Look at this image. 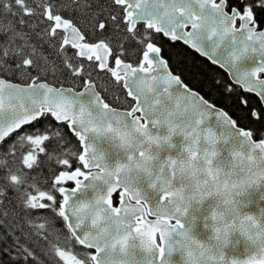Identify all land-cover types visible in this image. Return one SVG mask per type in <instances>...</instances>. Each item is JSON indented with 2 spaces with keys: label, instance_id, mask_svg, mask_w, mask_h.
<instances>
[{
  "label": "snow or ice",
  "instance_id": "snow-or-ice-1",
  "mask_svg": "<svg viewBox=\"0 0 264 264\" xmlns=\"http://www.w3.org/2000/svg\"><path fill=\"white\" fill-rule=\"evenodd\" d=\"M260 13L264 0H0V264H44L38 252L49 264H172L175 252L183 264H264V211L240 207L264 186ZM164 40L226 68L260 107L241 95L234 117L193 91ZM101 73L127 108L101 94ZM165 146L176 154L162 158ZM206 203L213 235L200 239ZM234 233L244 259L225 253Z\"/></svg>",
  "mask_w": 264,
  "mask_h": 264
},
{
  "label": "trees",
  "instance_id": "trees-1",
  "mask_svg": "<svg viewBox=\"0 0 264 264\" xmlns=\"http://www.w3.org/2000/svg\"><path fill=\"white\" fill-rule=\"evenodd\" d=\"M258 19H264V13H260L258 15ZM164 51L163 55L169 59V65L174 74H179L182 80L189 85L191 89L198 91L201 95H204L205 98L210 99L211 102H215L218 106L222 107L225 110H228L230 114H233L235 117L236 109L238 105V97L244 95L246 97H250L249 94L243 93L237 87H233L235 91L231 94L224 92V85H231L230 82L226 79L224 74H219V72L211 67L209 64L205 63L201 60L196 54L192 53L182 44L170 43L164 40ZM125 59L129 60L133 64H136L138 60V55H126ZM59 79L56 81H51L55 83L57 86H61V81L63 82V86L68 87L72 86L73 82L70 78H68L64 74H58ZM94 78L96 77V72L93 73ZM9 81L15 83H23V81L17 80L15 77L7 76L5 77ZM105 87H107V92L103 91V89H99L101 94L105 97V99L113 104L114 107L117 108H125L128 105L125 104V92L123 89L119 88L113 80H111L110 76L107 74H100V80ZM219 82V83H217ZM114 94H119L120 100L116 101ZM128 99V98H127ZM250 99V98H249ZM129 100V99H128ZM251 106L259 108V104L257 101L250 100ZM243 126L246 129L250 128H258L260 125L255 122L244 121ZM30 127V126H26ZM23 131V129L21 130ZM64 133L69 137V140L72 144H76L75 138L69 132L68 128L65 126L63 129ZM17 134L13 133L12 136L7 138L6 143L10 142L15 138ZM2 147V145L0 146ZM44 171L43 175L47 176L48 171L47 168L42 166ZM75 167V162H74ZM41 177L37 176V182L39 183ZM66 186H71L67 184ZM43 188H47V185H41ZM59 226V224L57 225ZM42 243V242H41ZM63 243V241H61ZM74 251H84L83 247L80 245H75ZM91 251V250H88ZM38 255L41 256V259L44 260V264H49V261L38 252Z\"/></svg>",
  "mask_w": 264,
  "mask_h": 264
},
{
  "label": "water",
  "instance_id": "water-1",
  "mask_svg": "<svg viewBox=\"0 0 264 264\" xmlns=\"http://www.w3.org/2000/svg\"><path fill=\"white\" fill-rule=\"evenodd\" d=\"M193 50H195V49H193ZM254 63L255 62L252 60L245 61L246 66L249 68L254 66ZM222 69L228 74L230 81L233 84H235V81L231 77L228 70L226 68H222ZM13 83H15V82H13ZM129 99H131V98H129ZM212 119H214V118H212ZM69 132H70V130H69ZM161 134H166V130H162ZM181 140H182V137H174L173 142L176 143L177 145H179ZM106 146H107L106 143H102V147H106ZM170 151L172 152V154L175 155L177 150H170L167 146H165L164 151L162 153V158L166 157ZM109 160H110V162L114 161L115 160V154L110 155ZM70 183L74 186L73 182H70ZM89 195H91V192H89ZM262 195H264V186H260L258 188L250 189L248 193H246L244 196H242L240 198L242 201V203L240 205L241 211L244 213H247V214L259 215L262 211H264V199H261ZM209 212H210L209 205H208V203H206L198 213H194L195 215L198 216V220L196 221V227L194 230V234L200 239H208V237L213 235L210 228L205 227V219L204 218L209 216ZM207 223L210 225L212 222L210 220H208ZM81 247H83V246H81ZM247 247H248V244L245 241V239L239 233H234L231 237V243L225 248V253L229 258L234 257L237 259H244L245 258L244 252H245ZM89 250L94 252V250H92V249H89ZM171 261H172V264H183L181 253L180 252L172 253Z\"/></svg>",
  "mask_w": 264,
  "mask_h": 264
},
{
  "label": "flooded vegetation",
  "instance_id": "flooded-vegetation-1",
  "mask_svg": "<svg viewBox=\"0 0 264 264\" xmlns=\"http://www.w3.org/2000/svg\"><path fill=\"white\" fill-rule=\"evenodd\" d=\"M260 28H261V30H263L264 29V24H261L260 25ZM179 44H182L183 46H185L188 50H190L192 53H194V54H196L201 60H203L205 63H207V64H209L211 67H213L214 69H216L218 72H219V74H224L225 76H226V79L228 80V82H230V86H233L234 88L235 87H237L239 90H240V88H239V86H236L235 84H233L231 81H230V79H229V77H228V74L218 65V64H216V65H214L207 57H205V56H202V55H200L198 52H196L195 50H193L192 48H190L189 46H187V45H184L182 42H178ZM110 64H111V60H110ZM101 74H103L104 75V73H101ZM109 76V75H108ZM111 78V77H110ZM111 80H113L112 78H111ZM192 90H194V89H192ZM194 91H196V90H194ZM235 91V90H234ZM241 91V90H240ZM125 92V91H124ZM196 92H198V91H196ZM244 93V92H243ZM248 94V93H247ZM249 98H250V100H252L253 99V101H257V103L259 104V107H260V102H259V100H258V98H256L253 94H249ZM129 99V98H128ZM130 100V99H129ZM125 108H127V107H125ZM125 108H119L120 110H124ZM68 184H70L71 186H68V187H72L73 185L70 183V182H68ZM117 199V197L116 196H114V200H116Z\"/></svg>",
  "mask_w": 264,
  "mask_h": 264
},
{
  "label": "clouds",
  "instance_id": "clouds-1",
  "mask_svg": "<svg viewBox=\"0 0 264 264\" xmlns=\"http://www.w3.org/2000/svg\"><path fill=\"white\" fill-rule=\"evenodd\" d=\"M101 126H103V125H101ZM131 142H132V141H131V138H130V143H131ZM125 147H127V145H125ZM239 191H240L241 194H243V192L245 191L243 185H241ZM223 239L226 241V238H223Z\"/></svg>",
  "mask_w": 264,
  "mask_h": 264
}]
</instances>
